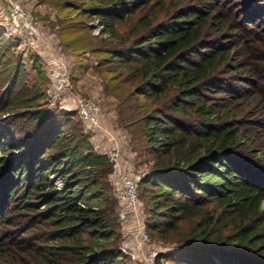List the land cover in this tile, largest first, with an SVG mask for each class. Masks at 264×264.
<instances>
[{"label": "trees", "instance_id": "16d2710c", "mask_svg": "<svg viewBox=\"0 0 264 264\" xmlns=\"http://www.w3.org/2000/svg\"><path fill=\"white\" fill-rule=\"evenodd\" d=\"M72 2L59 6L96 17L100 28L92 34L90 25L65 23V45L96 54L111 90L121 88L119 115L131 139L148 154L138 180L145 227L174 245L157 264H264V0ZM9 58L0 55V70L11 74L0 92V138L8 135L0 145V222L9 220L3 202L20 192L28 202L22 231L0 232V260L120 264L112 161L78 113L51 109L39 82H21L24 67Z\"/></svg>", "mask_w": 264, "mask_h": 264}, {"label": "rangeland", "instance_id": "374dc122", "mask_svg": "<svg viewBox=\"0 0 264 264\" xmlns=\"http://www.w3.org/2000/svg\"><path fill=\"white\" fill-rule=\"evenodd\" d=\"M60 1V4L58 2ZM62 0H0V55L9 57L12 63L20 61L22 63L25 72L21 74V82L26 85H33L39 82V89L45 91V99L48 100V106L53 109H68L75 110L73 108L74 101L71 93L57 92V87L62 78L61 73L64 71L66 75L67 85L72 91L87 96L98 103L102 109V118H106L108 121L110 131L115 134L117 143L120 148V161L119 164L124 170H133L138 172L141 176L148 168L146 159L148 154L141 148L140 152L138 146L131 139V134L126 128L124 120L119 115V99L117 92L121 91L118 88L116 91L111 90L110 73L105 72L104 67L99 68L98 57L96 54H92L89 51L81 52L77 54L71 48L66 47V39L64 35H61L62 25L67 23H73L80 25H90L93 28L90 30L92 34H96L100 28L96 17H86L85 15H79L74 7L68 9L60 8ZM75 5L81 3L80 0H73L71 4ZM20 7L21 10L28 15V18H24L19 14H16L14 7ZM61 5V6H59ZM74 5V6H75ZM138 13L133 15V18L138 17ZM132 18H128L118 28L120 32H127L130 28ZM89 32V29H86ZM67 35H73L67 31ZM37 57L41 66L43 67L44 75L37 74L32 67V60L30 58ZM65 63V68H59L58 61ZM58 63V65H57ZM81 64V65H80ZM15 65V64H14ZM80 65V66H79ZM61 72V73H60ZM10 72L0 70V92L6 87L8 83ZM122 87V86H121ZM124 87V86H123ZM76 111V110H75ZM76 117L79 116L76 113ZM81 122V121H80ZM82 129L90 136L96 135L92 131L85 130L83 122H81ZM3 131V126L0 124V132ZM8 139V135H3L0 138V145ZM102 142L99 146H96L97 150L104 153L111 148L114 144L113 140L108 137H102ZM142 147V146H141ZM1 156V151H0ZM48 177L52 183L57 186H62V180L58 176L50 172ZM112 186L114 187L113 172L110 176ZM138 197L143 206L142 220L145 224L146 218L149 217L147 207L145 204V198L138 191ZM115 196V194H114ZM23 195L18 193L13 201H6L2 203V211H5L8 217V223L0 222V232L14 231L15 233L21 232L20 226L22 207L26 201H21ZM116 197V196H115ZM118 205V202H117ZM117 208V206H116ZM22 215H24L22 213ZM120 222V220H119ZM126 229H122L120 223V245L127 244V251H134L129 247H132L133 240L128 238ZM37 229L25 232L22 236L34 235L37 233ZM149 232V231H148ZM150 234V233H149ZM23 236V237H24ZM151 244L150 247L158 249L160 253H167L174 249L173 242L165 241L159 238H155L150 234ZM137 251V250H136ZM4 250L0 251L2 255ZM125 257L120 258V264H145L140 257H134L130 253H124ZM0 255V256H1ZM14 259L10 262L16 264L18 260L22 262L26 261V256H22ZM4 260H11V258H5ZM7 262V261H5ZM162 264H174L170 260L165 258L160 259ZM0 264H4L0 260Z\"/></svg>", "mask_w": 264, "mask_h": 264}, {"label": "built area", "instance_id": "2783aa9c", "mask_svg": "<svg viewBox=\"0 0 264 264\" xmlns=\"http://www.w3.org/2000/svg\"><path fill=\"white\" fill-rule=\"evenodd\" d=\"M14 11L24 18H28V15L25 14L20 7H17V5L14 7ZM58 62L60 65L57 67L61 69L65 68V63L63 61L60 60ZM61 76L62 78L60 80L62 82L59 83L57 92L58 94L59 92H68L72 94L74 101L73 108L80 116L85 130L92 131L96 133V135L100 134L103 137H108L114 142L107 151V155L109 160L113 163L114 194L118 202L116 209L122 229H126L125 232L128 234V238L133 240V246L129 248L134 251H127L126 248L129 246L127 244H121L120 249L123 253H130L136 258L140 257L145 264H157V257L160 251L154 247H150V234L142 220L143 206L137 193L138 180L140 178L139 173L121 168L119 164L121 153L117 139L115 134L103 124L102 109L98 101L72 91L67 85L64 71L61 73Z\"/></svg>", "mask_w": 264, "mask_h": 264}, {"label": "crops", "instance_id": "0c3cea01", "mask_svg": "<svg viewBox=\"0 0 264 264\" xmlns=\"http://www.w3.org/2000/svg\"><path fill=\"white\" fill-rule=\"evenodd\" d=\"M106 118L104 117L103 118V124L105 125V127H107V128H109V124H108V121L106 122ZM91 137V139H92V141H93V144H94V147L96 148V146L98 147L99 146V144H101V142H102V135H100V134H98V135H92V136H90Z\"/></svg>", "mask_w": 264, "mask_h": 264}]
</instances>
